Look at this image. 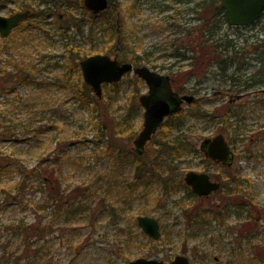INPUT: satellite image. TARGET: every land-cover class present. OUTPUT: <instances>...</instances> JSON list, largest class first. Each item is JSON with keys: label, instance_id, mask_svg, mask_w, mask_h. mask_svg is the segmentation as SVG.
Returning <instances> with one entry per match:
<instances>
[{"label": "rangeland", "instance_id": "1", "mask_svg": "<svg viewBox=\"0 0 264 264\" xmlns=\"http://www.w3.org/2000/svg\"><path fill=\"white\" fill-rule=\"evenodd\" d=\"M21 1L30 4L39 0ZM119 1L128 4L135 0ZM199 1L202 0H189L187 3L143 0L137 14L128 16L126 12V24L132 29L129 32L131 46L138 55L148 54L144 57L148 56L146 64L150 68L156 66V71L170 75L178 71L176 78L172 75L177 79L175 89L178 91L186 86L198 85L194 92H187L195 95L198 101L184 106L182 113L186 121L182 131L188 135L193 148L200 149L206 138L223 134L233 152L236 154L237 150L240 153L235 158L233 169L252 184L251 189L260 206V225L251 221L244 222L245 219H239L234 211L225 223H220L212 215V224L195 220L197 212L210 211L225 199L215 196L208 201L202 199L195 203L186 202L183 207L189 208L183 211L175 202L186 196L187 189L178 188L165 198L163 180L157 172L154 176L146 172L145 177L141 178L143 185L133 193L131 200L125 202L119 181L133 180L136 165L128 162L112 169L110 159L94 155L95 146L101 140L95 136L92 125L95 120H92L91 111L77 98L78 93L71 87L73 80L66 75L69 59L66 40L61 38L64 32L56 28L55 15L48 18L35 17L36 12L31 8L33 12L28 20L8 37L0 36V87L13 89L8 95L0 96V157L8 159L10 156L9 159H12V166H7L5 171L0 170V264H13L11 262L17 257H23L20 264H128L137 258L171 261L177 255L188 256L192 264H264V134L256 142L254 140L251 143L250 140L254 130L264 132V95L258 91L245 94L238 100L236 96L240 93H233L235 101L232 103L237 109L240 107L241 113L231 120L243 118L247 127L244 134L234 137L230 132H225L219 115L230 103L231 93L225 91L227 84L218 67L194 66L195 63L192 65L187 60L179 61L171 56L175 51L173 41L176 40L178 45V42L186 40L187 30L199 24L197 17L200 18V15L192 11L194 3ZM169 5L171 8L167 7ZM20 10L21 4L18 2L0 3V15L10 16ZM78 14L81 16L82 13ZM58 15L66 21L67 13L64 10ZM218 29L219 39H234L237 50L246 47V51H250L240 64L241 67L232 66L228 74L238 71L245 79L259 67L263 68L262 64H257L255 57L258 53L264 59V46L256 48L264 40V16L252 25L238 28L225 21L220 22ZM87 30L88 26L85 25L83 32L86 34ZM76 39L81 41L82 36L77 33ZM85 47L89 54L92 53L90 56L103 55L104 50H109V44L104 40L93 43L91 47L87 43ZM11 53L15 54L19 66L34 67L30 70V75L35 77L31 83H18L17 80L10 81L9 77H5L18 72L9 62L13 61ZM133 76L132 73L122 79L118 92L103 88L102 97L98 99L95 96L103 113H106V120H103L108 126L112 117L125 121L123 125L129 129L114 137L118 146L132 151V140L143 127L144 110L139 103V96L147 92L143 81H131ZM13 106L16 111L12 110ZM133 110L136 111L130 125V122L127 123V115ZM3 121H7V126L1 125ZM10 121L18 125L15 130L9 126ZM128 133L133 135L130 140L126 138ZM103 146L100 142V147ZM62 152L66 158L58 163ZM155 158L156 149L152 141L140 159L151 164ZM42 159L48 161L43 163L41 169L58 173L62 189L66 192L76 185L93 181L98 183L102 192L109 186L111 175L115 180V188L105 202L102 197H91V207H99L92 222L85 215L72 218L71 223H67L65 218L55 220L52 230L37 244L44 250L41 258L33 260L28 257L33 249L26 252L21 235L9 227L21 221L48 224L53 218L54 208L51 205L44 208L41 206L47 200L48 193L46 188L44 191L35 188L39 185V179H34L33 188L23 194L18 195L13 190V186L22 180L14 170V165L18 162L31 169L40 165ZM202 162L196 156L175 162L181 171L179 176L173 175L176 178L173 185L179 186L178 182L183 181L188 171L201 170ZM212 171L216 175L224 173L221 167L212 168ZM150 180H154V183L146 187L144 184ZM23 203H28V207ZM108 203L116 205L122 211V216L113 219L104 208ZM142 215L160 221L162 235L159 240H152L138 226L137 217Z\"/></svg>", "mask_w": 264, "mask_h": 264}, {"label": "trees", "instance_id": "2", "mask_svg": "<svg viewBox=\"0 0 264 264\" xmlns=\"http://www.w3.org/2000/svg\"><path fill=\"white\" fill-rule=\"evenodd\" d=\"M142 1L143 0H135L132 3L124 4L119 0H110L109 8L98 15H93L87 10L84 7L83 0H39L30 4L21 0H0V3L18 2L21 4L22 10H31V8H34V11L36 12L34 13V16H38L39 18H48L55 15V26L56 28H60L59 32H64V34H60L62 40H66L65 46L68 50L69 69L67 70L66 75L73 80L71 87L76 93H78L76 95L77 98L82 100L91 111L92 120H95L92 121L95 136L97 139L100 138L101 140L95 146L94 155L97 158L105 157L110 159L113 163L112 169L115 168L116 165L122 163L126 164L131 162L136 165L134 173L135 177L133 180L130 181L129 179H124L119 181L121 184V193L124 195L123 198L125 202H127V199L131 200L133 193L139 190L143 185L141 178L145 177L144 174L146 172H148L150 176H154L157 172L161 175L163 180L165 198L170 196L174 191H177L178 188L183 187L187 189L186 196H183L175 202L180 209L186 211L189 208L185 209L183 207L186 202L194 201L195 203L196 201L201 200V198L193 193L191 189L186 187L181 180L178 182L179 186L173 185L176 180L175 177L179 176L181 171V168L177 163L178 161L183 162L184 160H190L193 156L203 157L204 155L199 149L193 148V144L189 141L188 135L182 131L186 121L185 115L180 112L179 114L169 117L163 123L157 134H155L150 141H153V145L155 146L156 158L151 164L149 162H144L140 159L141 156L137 155L134 150H126L118 146L114 135H118V133L124 134L129 127L125 129L126 125H123L125 121H122L119 117V119L117 117H112L109 119V126L107 125L104 116L106 113H103L100 102L95 98L92 89L85 83L81 72L80 62L92 54H89L86 51L85 46L88 43L91 47L93 43H100L102 40L109 44V50H104L102 52L104 55L117 54L118 59L121 62L128 61L136 66L147 65L146 63L149 60H147L146 57L148 56H144L148 54L138 55L136 51L133 50L134 48L131 46L129 38V32H131L132 29L126 24L127 15L130 16L137 14L140 10L141 4L144 3ZM159 1L166 2V0ZM221 1L222 0H202L196 4L194 3L192 11H196V13L200 15V18L197 17L200 22L187 30L185 34L186 40L178 42V45H176V40L173 41L175 51L171 56H175L179 61L187 60L191 62L192 65L195 63L194 66H208V68H211L216 65L222 75L223 81L227 84V88L225 89L227 93L236 92L240 93V95L243 94L244 96L245 94H254L264 87V59L261 58V54H258L256 53L257 51H255L257 55V57H255L256 62L257 64H262L263 68L261 69V67H259L254 74L245 79L238 74V71L228 74V70L232 66L236 65L241 67L240 64H242V61L245 60V56L247 57L250 51H246V47L237 50V44L234 39L225 41L219 39V23L224 21L227 23L226 12L220 6ZM174 2L187 3L189 0H174ZM32 4L35 5L33 6ZM41 7H43V9H40ZM167 7L171 8L170 5ZM61 10H64L67 13L66 21H63L58 15ZM78 12L82 13L81 16H79ZM85 25L88 26L86 34L83 32ZM179 28L183 29V27ZM77 33L81 35L82 40H86V42L82 43V40L77 41ZM261 43V45L256 47L257 49L260 46H264V40H262ZM181 49H184L185 51L180 52ZM5 50H8V48ZM11 54L13 61L9 62L10 64H13L14 68L18 69V72L11 73V75L5 77H9L10 79L8 80L10 81L17 80L18 83H31L35 77L30 75V70L34 67L26 66L24 68V66H19V62L15 61V54ZM5 68H7V66ZM151 68L156 70V66H152ZM176 73L172 74L175 78L177 75ZM21 76L22 79H20ZM131 81L138 82L141 80L134 75L133 80L131 79ZM103 88L118 92L119 83L111 85L104 84ZM11 91H13L12 88L1 86L0 96L5 94L8 95ZM227 106L229 107V110H227ZM238 109L233 103H229L224 109H222V113L219 114L222 118L225 132H230L234 137L244 134L247 128L243 118L236 119L235 121L231 120L233 116L238 117V115H240V107H238ZM12 110L16 111L17 109L13 106ZM135 111L136 110H133L131 113H128V124L131 119H133ZM103 118L105 120H103ZM131 124L132 122H130V125ZM1 125L7 126V121H3ZM9 126L13 127V130H15L18 125L10 121ZM174 131L176 132L174 133ZM263 134L264 132L262 130H254V133L250 137L251 143L254 140L256 142L258 137ZM134 135L136 134L134 133ZM132 137L133 135H129V133L126 135L127 140H130ZM100 142L103 143V147H100ZM251 143L248 145L250 146ZM239 154L240 153L236 150L235 158L239 156ZM9 158L11 157L8 156V159L3 156L0 157L1 171H5L7 166H12V159ZM65 158V153L62 152L60 157H58V163L62 162ZM46 161L48 160L42 159L40 165L31 169L18 162L14 165V170L19 173L22 180L13 186V190H15L18 195L23 194L28 189L33 188L34 179H39V185L35 188L40 191H44L46 188L48 193L47 200L44 201L41 206L44 208L47 205H51V207L54 208L53 218L48 224H43L41 221L28 224L21 221L19 224L9 227L14 230L16 234L21 235L23 243L26 245V252L33 249L31 255L28 256L33 260H39L41 258L44 250L37 246V244L52 230L53 225H55V220L65 218L67 223H71L72 218L79 215H85L87 219L92 222L93 218L95 220V216L98 214L99 207H91L89 204L91 197L95 196L99 197V199L102 197L103 201H106L111 197L115 188V180L114 178H111V175L109 186L102 192H100V187L96 181L76 185L69 192H66L62 189V181L58 173L56 174L53 170L50 172L47 169H41L43 163ZM225 172L226 173L221 177V189L216 193L217 195L223 194L225 196L224 202L213 206L210 211L205 210L197 212L194 219L203 223L207 221L211 223L210 215H212V217L220 223H225L229 214L234 211L239 219H245L244 222L251 221L260 225L262 219L258 215L260 212V206L255 193L251 189L252 184L249 180H246L239 171L234 170L232 167L225 168ZM149 183H154V180H150L144 185L149 187ZM130 203L131 201L127 204ZM22 205L28 207V203H23ZM104 208L111 213L113 219H116L118 215L122 216V211L118 210L114 204L108 203V205H104ZM4 257L5 256L2 257L3 260ZM22 258L23 257H17L16 260L11 263L20 264Z\"/></svg>", "mask_w": 264, "mask_h": 264}, {"label": "water", "instance_id": "3", "mask_svg": "<svg viewBox=\"0 0 264 264\" xmlns=\"http://www.w3.org/2000/svg\"><path fill=\"white\" fill-rule=\"evenodd\" d=\"M84 6L94 14H100L109 7V0H84ZM221 7L226 10L227 20L231 26H249L264 14V0H223ZM28 12H19L10 17L0 16V35L7 37L24 19ZM84 81L91 87L98 98L102 97V86L105 83H118L127 73H134L147 84L149 92L141 95L139 101L144 108L143 129L133 141L135 151L142 155L146 145L158 131L165 119L181 111L183 103L192 104L196 98L192 95H180L172 86V78L153 71L147 66L134 67L132 63H121L116 54L93 55L81 61ZM264 92V90H263ZM241 96H238V99ZM201 148L207 157L224 164H231L233 153L223 134L205 139ZM185 183L200 197L208 198L220 188V183L210 180L209 175L189 171ZM138 225L152 239L161 236L160 222L149 216H139ZM128 264H166L157 259L138 258ZM169 264H190L189 258L178 255Z\"/></svg>", "mask_w": 264, "mask_h": 264}, {"label": "flooded vegetation", "instance_id": "4", "mask_svg": "<svg viewBox=\"0 0 264 264\" xmlns=\"http://www.w3.org/2000/svg\"><path fill=\"white\" fill-rule=\"evenodd\" d=\"M170 75V74H169ZM171 76V78H172V86H173V88H174V90L176 91V92H178V94H181V95H193V94H188L187 92H194V90H196L198 87V85H192V86H186L185 88L183 87L182 89L180 88L179 90L180 91H178L177 89H175V85H176V83H177V79H175L172 75H170ZM142 81V80H141ZM145 83V82H144ZM145 85L147 86V84L145 83ZM187 89V90H186ZM263 90H264V87L263 88H261L260 90H259V94H263L264 95V92H263ZM149 92V88H148V86H147V92L146 93H148ZM231 93V92H230ZM145 94V93H144ZM228 94V93H227ZM231 97H230V96ZM228 96L230 97V99H229V102L230 103H232L233 101H235L233 98H232V96H233V93H231V94H229ZM243 95V94H242ZM193 96H195V95H193ZM244 96V95H243ZM196 97V96H195ZM243 98V97H242ZM198 100H197V97H196V102H197ZM140 102V101H139ZM202 144V143H201ZM200 149H202L201 148V146H200ZM199 149V150H200ZM201 153L204 155L203 157H200V159L201 160H203V166H202V169L201 170H199V171H195V172H197V173H205V174H207V175H209V177H210V180L211 181H214V182H218V183H220V189H221V185H222V182H221V177H222V175L223 174H225L226 172H225V168H228V167H232L233 168V160H232V162H231V164H224V163H221V162H217V161H213V160H211L210 158H208L206 155H205V153L204 152H202L201 151ZM215 167H221L223 170H224V173H222V174H220V175H216L215 174V172H213L212 171V168H215ZM194 171V170H193ZM187 174V173H186ZM186 174H185V176H186ZM185 176H184V178H185ZM183 182H184V179H183ZM219 189V190H220ZM218 190V191H219ZM217 193V191L216 192H214V193H212L208 198H205V197H199V198H201V200L202 199H204V200H209V199H211V197L213 198H216V197H218V196H222V198H225V196L222 194V195H217L216 194ZM216 196V197H215ZM190 259V258H189ZM173 260V259H172ZM171 260V261H172ZM216 260H217V258H216ZM171 261H164L166 264H168V263H170ZM190 263H191V259H190ZM192 264V263H191Z\"/></svg>", "mask_w": 264, "mask_h": 264}]
</instances>
